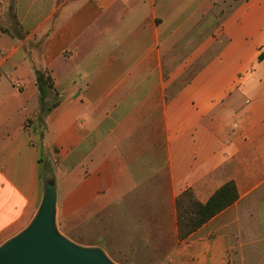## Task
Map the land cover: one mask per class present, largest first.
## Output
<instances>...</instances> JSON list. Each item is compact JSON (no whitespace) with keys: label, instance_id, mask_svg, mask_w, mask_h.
Instances as JSON below:
<instances>
[{"label":"crops","instance_id":"0c3cea01","mask_svg":"<svg viewBox=\"0 0 264 264\" xmlns=\"http://www.w3.org/2000/svg\"><path fill=\"white\" fill-rule=\"evenodd\" d=\"M263 53L264 0H0V247L38 211L45 141L83 156L56 182L55 224L70 182L71 213L110 233L88 248L113 264L106 241L141 264L259 253L237 244L264 243ZM36 70L56 98L42 139ZM228 182L236 202L179 241L176 197Z\"/></svg>","mask_w":264,"mask_h":264},{"label":"rangeland","instance_id":"374dc122","mask_svg":"<svg viewBox=\"0 0 264 264\" xmlns=\"http://www.w3.org/2000/svg\"><path fill=\"white\" fill-rule=\"evenodd\" d=\"M55 99L56 98H53L51 96L49 103L56 102ZM36 117L37 115L35 116V118ZM35 122L37 125L36 128L40 132V128L36 119ZM40 152L42 159V168L44 169V171L42 172L41 180L43 196L45 182H47V180H53V185L54 187H56V182H58L60 179L62 180L64 176L69 173L72 164H74L73 160L77 159V161H81V157L83 156H81L80 154H76L75 158L71 157L70 159V157H68L67 159L63 160L56 155V150L49 147V145L45 141H40ZM69 186L70 182L64 185V189H60V191H62L58 202L59 215L56 221V227L58 231L64 238H66L71 243H74L75 245L86 248H88L90 245H95L96 247L102 248V245L99 243V239L102 237L106 238L110 233L106 232V230L103 229L102 225H98L95 227L91 226V228H89L87 224L86 214L71 213L70 201L65 197L67 194V187ZM106 227L108 226L106 225ZM246 242L247 240H240L237 244L239 247L238 249H243L247 252L248 248L251 249L252 247H255L259 253L254 254L253 252L251 253L250 251H248V254H237L236 256H233V264H264V243H257V240H255L253 244L251 243V240H248V243L244 244ZM170 243L171 239L168 237V234L160 238L159 240H156V246L159 249L158 251L161 253V251H164L165 249H167V247H169ZM105 244H107L108 247V256L114 263L141 264L137 261L138 257H136L135 254L127 250L125 246H119L118 243H116V240H114V244H111L108 241H106Z\"/></svg>","mask_w":264,"mask_h":264},{"label":"water","instance_id":"95a60500","mask_svg":"<svg viewBox=\"0 0 264 264\" xmlns=\"http://www.w3.org/2000/svg\"><path fill=\"white\" fill-rule=\"evenodd\" d=\"M56 193L46 184L30 225L0 247V264H113L100 250L77 246L55 224Z\"/></svg>","mask_w":264,"mask_h":264},{"label":"trees","instance_id":"16d2710c","mask_svg":"<svg viewBox=\"0 0 264 264\" xmlns=\"http://www.w3.org/2000/svg\"><path fill=\"white\" fill-rule=\"evenodd\" d=\"M264 58V53L260 59ZM35 83L39 93V111L36 117L41 129L40 135L43 138V116L56 103H49V95L54 90L52 81L44 72L35 71ZM41 169L40 179L42 180ZM53 183L47 180L46 184ZM238 199V192L233 182H228L218 188L205 203H200L190 190L182 191L175 199L176 213V235L177 239L184 240L192 233L218 215L220 212L231 206Z\"/></svg>","mask_w":264,"mask_h":264}]
</instances>
